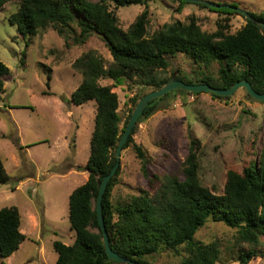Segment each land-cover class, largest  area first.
<instances>
[{
  "label": "rangeland",
  "instance_id": "1",
  "mask_svg": "<svg viewBox=\"0 0 264 264\" xmlns=\"http://www.w3.org/2000/svg\"><path fill=\"white\" fill-rule=\"evenodd\" d=\"M210 1L233 2L255 14L264 10V0ZM18 6L19 1L14 0L0 10V59L10 69L4 78L5 91L0 99V159L10 176L8 182H0V209L16 207L19 210L21 231L27 239L8 258L0 256V264H56L58 254L54 241L72 244L76 237L69 220V197L89 177L85 167L97 112L95 100L82 105L73 102L72 94L81 83L82 75L72 64L88 51L102 56L106 69L114 64V59L97 34L84 43H76L74 35L66 39L49 27L30 36L26 43L19 37L16 25L8 21ZM112 9L120 26L128 29L145 7L130 5L116 9L112 6ZM149 12L148 35L165 23L187 22L193 14L203 30L213 32L216 20L223 15L201 8L198 3L181 6L178 0H153ZM245 23L243 15H232L230 31L237 32ZM75 31L78 35L80 30L75 26ZM189 75L195 81L196 76L215 79L218 64L198 65L179 53L170 58L165 70L146 75L130 72L126 81L117 86L112 79L104 77L99 83L117 92L123 125L133 105L131 98L150 89L147 80L155 82ZM134 138L146 151L151 174L160 176L182 174L191 140L196 141L202 184L222 192L230 170L241 171L252 162L258 168L262 162L264 165V101L249 97L243 87L221 98L208 92L176 91L161 102L149 119L139 124ZM159 185L160 182L155 183L156 187ZM145 188H148L147 178L130 145L121 154L113 201H126ZM195 240L218 244L216 264H241L239 255L250 248L238 240L237 229L222 222H208L197 231ZM179 250L162 247L149 259L154 264L179 263L189 256V249L183 245ZM259 252L248 264H264V237Z\"/></svg>",
  "mask_w": 264,
  "mask_h": 264
},
{
  "label": "trees",
  "instance_id": "2",
  "mask_svg": "<svg viewBox=\"0 0 264 264\" xmlns=\"http://www.w3.org/2000/svg\"><path fill=\"white\" fill-rule=\"evenodd\" d=\"M10 1L14 0H0V10ZM18 1L19 6L8 16V21L16 25L19 37L26 43L30 36L49 27L66 39L74 35L76 43H84L91 35L97 34L105 41L114 59V64L106 69L104 58L94 51H88L72 64L82 75L81 83L72 94L73 102L82 105L95 100L97 112L90 140V156L85 167L89 177L69 197V220L76 237L72 244L54 241L58 254L56 264H131L109 260L97 216V198L103 177L117 162L119 141L138 101L174 79L187 84L205 83L221 89L247 80L257 92L264 93V35L247 20L241 29L232 33V15L240 13L231 8L216 9L203 4L198 5L223 14L216 20L215 31L203 30L198 17L193 14L187 22H168L148 35L147 26L151 21L149 5L153 0ZM178 1L181 6L190 4L184 0ZM222 4L236 6L228 1ZM130 5H141L145 9L128 29H124L112 6L117 9ZM250 13L264 21V10L258 14ZM75 26L80 30L78 35H75ZM179 53L189 56L198 65L210 67L218 64L217 77L199 79L196 76L195 81L189 75L155 82L147 80L150 89L131 98L133 105L122 125L118 94L111 86L101 85L100 79L109 78L116 86L122 85L130 72L146 75L167 69L170 58ZM194 73L196 75L198 72ZM9 74V67L0 59V99L5 91L4 78ZM176 91L198 94L180 87L151 100L124 144L123 150L133 145L148 188L141 189L126 201L115 202L112 196L118 184L120 166L109 181L103 197V215L111 247L119 255L139 264H154L149 258L162 247L180 251L179 247L185 245L189 249V256L179 263L170 264H216L219 258L218 244L197 242L195 234L208 222H222L237 229L238 240L250 247L238 258L241 264H248L260 254L259 246L264 237L263 162L260 168L256 162H252L241 171L230 170L226 175L224 190L218 192L201 182L196 141L191 140L182 174L163 176L151 174L146 151L135 142L134 135L139 124L149 119L161 102ZM247 95L251 97L248 92ZM212 96L221 98L215 94ZM9 179L0 159V182L6 183ZM156 182H160L159 187L155 186ZM26 239L27 235L21 231L19 210L16 207L1 208L0 256L8 258Z\"/></svg>",
  "mask_w": 264,
  "mask_h": 264
},
{
  "label": "water",
  "instance_id": "3",
  "mask_svg": "<svg viewBox=\"0 0 264 264\" xmlns=\"http://www.w3.org/2000/svg\"><path fill=\"white\" fill-rule=\"evenodd\" d=\"M186 2L190 3H198V4H203L206 5L210 8H231L235 10L236 12L242 14L247 21L252 22L256 27H258L261 31V33L264 35V21H260L257 18H255L249 11L245 9H241L237 6L231 5V4H222V3H217L213 2L210 0H184ZM184 88L186 91L189 92H208L211 94H215L218 96H231L233 95L239 88H245L247 92L250 94V96L257 100V101H264V93H259L257 92L251 85V83L247 80H240L236 82L234 85H232L228 89H221V88H215L209 84L201 83V84H187L182 80L174 79L171 80L169 83H167L164 87L155 90L153 92H150L143 96L137 103L135 109L132 112V115L129 119V122L122 134V137L119 141V145L116 150V157H117V162L112 168V170L103 177L98 198H97V216H98V221L99 225L101 227L102 233H103V239L106 247V253L109 257V260L112 261H119V262H124V263H131V264H139L136 261H133L129 258H126L124 256L119 255L116 251L113 250L110 244V238L109 234L106 228L105 220H104V215H103V197L104 193L106 191V188L108 186L109 181L111 178L114 176L116 173L118 167L121 164V154L122 150L124 147V144L127 142L137 120L141 116V114L144 112L148 104L150 103L151 100L159 98L167 94L168 92L176 89V88Z\"/></svg>",
  "mask_w": 264,
  "mask_h": 264
},
{
  "label": "flooded vegetation",
  "instance_id": "4",
  "mask_svg": "<svg viewBox=\"0 0 264 264\" xmlns=\"http://www.w3.org/2000/svg\"><path fill=\"white\" fill-rule=\"evenodd\" d=\"M242 15V14H241Z\"/></svg>",
  "mask_w": 264,
  "mask_h": 264
}]
</instances>
